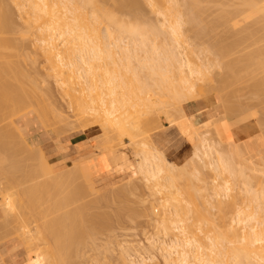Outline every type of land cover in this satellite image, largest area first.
Instances as JSON below:
<instances>
[{
    "label": "bare ground",
    "instance_id": "6f19581e",
    "mask_svg": "<svg viewBox=\"0 0 264 264\" xmlns=\"http://www.w3.org/2000/svg\"><path fill=\"white\" fill-rule=\"evenodd\" d=\"M25 1H27L26 4L23 3L22 1H17L15 5L18 8L19 12L22 14V16L24 15L23 18H25L24 20L27 22V26L30 29H34L35 31V35H36L35 41L38 44L41 50V53L45 55V58H46L45 61L47 60L46 63L49 64L47 68L49 71V74L55 79V83H57L56 85L59 86L60 91L62 90V93L64 96L65 95H67V97L71 95L73 96V94L77 95L78 93L79 96L77 95V99H74L76 100L77 105H74L75 108H73L75 111V116L78 119L85 120L87 124L90 126L91 130L94 126L95 127L102 126L101 128L103 132L92 136L93 138L91 137V139L93 140H91V144L87 145L84 148V151L88 152L89 150L94 148L98 150L99 152H102L103 149H105L108 146L109 147L110 146L123 147L124 146L123 144L125 143V141L123 143V138H125L127 141L132 142L133 144L135 143V146L137 147V153L134 154V156L137 154L136 155L137 156L136 170H137L138 175H140L141 177L145 179L146 185H148L149 186L148 188L151 189L150 190L152 193L151 195L154 196L155 194V196L156 195L159 196L160 207L162 209L160 215H162V219H163V225H162L163 230L165 232H170V233L178 232L174 234V238L169 239L168 241L167 240L150 241L149 247L151 248L141 247L140 250H133V251H136L137 255L139 256L138 258L136 257V259L134 258L137 255H135L134 258L132 259L131 254L130 253L127 254L128 247L122 248L121 246V250L126 256V259L125 257L124 258L121 257L122 264H148L147 260L153 259L152 252L151 253L149 252L150 249L151 251H155V250L160 251L162 254L160 252L159 253L163 256L164 262H166L167 264H192V263L194 264L195 262H196L195 264H198V263L199 264H228L229 261L226 262L227 258H230L231 260H233V262L231 261L232 264H264V184L261 187V189L258 191L253 190L250 187L251 182L245 176V170H244L247 160H248L247 155H246L247 149H246V152L244 151L245 153H242L241 151L243 150L240 151L241 148L239 149V147L237 146L238 143L235 144L234 150H233L234 146L232 145L233 148L232 147L231 148L235 154L233 153L232 155L231 153L229 157L232 156L233 158H237L239 160L238 162L239 165H241V167L239 168L238 166L232 167L231 163L232 162L234 163L235 161H232L231 163H229V161H227L229 157L226 159L223 155V152H221V150L217 148L214 142L209 141L211 140L210 138L208 139L205 137H202V138L199 137L197 135L198 133L196 134V132H198L199 130L197 131L196 129L195 131L194 127L196 125L193 126L194 124L191 123L194 129L193 130L194 134L192 133V136H190V139L189 138L188 139L192 142V150L182 160V162L179 165H177V163H174V161L169 160L166 157L167 155L165 156V154L154 145L151 138H149L150 136L147 135L148 130H149V129L148 130L146 129L148 127L147 124L149 120L147 118L149 117L151 113L153 114L154 111H156V113H158V111L159 113L162 111L161 115L163 113L164 118L165 116H167L166 120L168 121L170 119V123L169 121L168 123L171 124L175 119L173 117L172 118L170 117L174 115L171 114L172 112L169 113L170 109L167 111L163 108V106L168 105L167 107L170 108L171 105L173 106L175 105L176 100L181 99V98H186L188 100L203 99V100H206L207 103H209L211 102L210 101L211 99L209 98L210 99L209 100L208 97L209 96L213 97V94L217 92L219 89L217 88L219 84L216 85L215 87L213 86L211 88H208L209 90L208 89L205 90L201 85L196 84V81L194 79H196L195 75L199 73V70L198 68L195 67L194 61L191 62L192 59H189L186 54L187 52L189 53L190 49L192 48L194 49L193 44H195L196 41L194 42V39H195L194 38L193 39L194 43H191V40L193 37L188 38L190 40V43H188L189 40L188 42L186 41L185 38L189 37V35L186 34V37L184 38L185 32H186L185 27L191 26L189 30L192 29L193 25L194 27H197L195 26L196 22H198L197 20L199 19V18L196 19L197 12L201 10L200 3L202 2V0H146L147 2L146 5L150 7L149 9L152 10V12H154L156 16L159 14V16L161 17V18L159 17L160 23L158 22L157 25L152 23L153 21L150 22V20H148V22L142 21L143 19L146 20V17L144 15L142 16L141 14V16L144 17L142 19V17L139 14V12L143 10V7H142V10H140L142 3L139 0H115V2H113L115 6L119 9L118 11L120 10L124 11L126 12L127 15L131 16L133 20L135 19V22L133 20L130 21V22H134L132 24L130 22H129L130 24L129 23L127 24L126 22H124L125 20L124 21L116 20L114 13H112L110 9L108 10V8L104 6V2L101 3L102 0H25ZM224 1L225 0H223V2ZM258 1L259 0H240V3L245 6L260 7L264 11V7L261 6L258 3ZM140 3H141V6L139 7ZM241 10H244V9H241ZM235 13L236 11H234L233 14L236 15ZM223 15L224 14H222V16ZM238 15L240 16V14ZM262 16L264 17L263 13H262ZM261 19L263 20V18ZM157 20L155 19L156 22ZM246 20L248 21L249 19L246 18ZM102 22L105 24L104 30H102V32L105 33L104 37L108 36V39L109 37H112V38L115 37V42H112L114 43L113 46H115V50L129 53L128 56L124 57L125 60L128 59L129 61L130 59L135 58L139 62V65L137 66H142L143 68L145 67L146 69L148 68L149 70L148 69L147 70L149 72L147 71L146 73L151 74L150 76L152 78V83H145L144 81H141L140 79H138L139 78L137 76L138 71L137 72L132 71V74H131L132 76L129 79V81L128 80L125 81L123 80V78L121 79L122 75L120 76V73L117 72V70L119 71L120 68H118L119 66L117 67L114 66L116 62L113 60L112 61L114 64L112 63V65L114 66V69L116 71L112 70L113 71L112 72L110 70L112 73H110V71L108 73L102 71L103 72L102 73L100 70V66L102 64L99 67L96 66V64L93 61H97V59L102 58L105 52L107 53L108 56L116 52L115 50H114L115 52H113L114 47L112 48L111 42L109 43L104 42L106 38L103 37L101 33V29H99V26L97 25ZM234 24H236V22ZM197 25L198 27L196 29L194 37L197 38L199 36V38L201 37L202 39L203 35L199 33L200 31L198 28L202 26L201 28L203 30L205 23H204V26L199 25L198 23ZM13 29L14 28H13V24H12V20L10 18L9 12L5 8L2 0H0V34H6ZM259 29L260 30L259 31L257 30L256 33L262 32L261 31L262 27H260ZM193 31H194V28H193ZM243 34H245V32ZM159 37L161 39L160 40L161 42H156V40ZM245 37L247 38L248 36L245 35ZM101 38H103L104 41H102ZM2 39H4V37ZM125 39H127V41ZM132 43H134V45L136 46V49L130 47ZM246 43H249V42H246ZM0 45L4 47L11 46L9 45L8 40H2L0 42ZM196 45L198 46L197 42H196ZM14 46L16 47V45ZM247 47H245V49L242 50L243 54H244L243 51L244 50L246 51ZM241 48H242V44H241ZM12 49H16V48L12 47ZM204 49L200 51H204ZM194 50L193 52H191L192 54L197 53L196 52L197 49L195 50V52ZM206 50L209 51L210 49L209 50L206 49ZM121 52H118V53L122 55ZM245 53L246 54H244V56L245 55L250 56L249 57L250 59L246 58L247 60L249 59L248 62L245 59L246 63H249V61H251V59L253 60L254 57H251V54H250L251 52L247 54V51H246ZM261 53H260L261 55H264L263 54L264 50ZM198 54L201 55V53H198ZM210 54L211 53H209V55ZM115 55L113 54V57H115ZM223 55L221 54V59L223 58L222 57ZM108 56H106L105 54V58L106 57L108 58ZM236 56L237 57L240 56L239 52ZM242 56L243 55L241 54V57ZM214 57H217V56H214ZM262 57H263L262 60L259 59L260 62L258 61V59L256 60L257 62H254L255 60H253V64L258 63V64H255V66L253 67L255 68L260 67L259 68L260 70L264 69V56ZM111 59H114V58H111ZM115 59L117 58L115 57ZM225 59H226V56H225ZM236 59L240 60L238 58ZM217 61L219 62L220 59ZM235 61L236 60H234L233 63H235ZM209 62H212V60L211 61L209 60ZM220 62L222 63V61ZM240 62L241 61H239L238 64H240ZM243 62H244V59H243ZM0 64H1L0 65V99H3V101H0V112H1L0 115H2L3 114L2 112H4L6 109L8 110V108H11L14 111L16 109L20 110L22 106H24L26 101L29 98H32L33 96H35L36 93L35 95L31 94L32 97H29V94L25 92L24 88H27V87L26 86L24 87V84H23L24 83L23 79L25 78V75H26L24 71L11 69L12 68L11 65H9V63L7 62L4 65L2 63ZM201 64L205 66V64H203L202 61H201ZM213 64L215 65V61L214 63H212V65ZM251 64L252 62L250 63V65ZM206 65H207V62H206ZM227 65L224 67H227V69L230 68L229 69L230 71L234 69V68L231 69L230 67L231 65L230 66H227ZM126 67H127L126 70L127 69L129 70V68H131V67L128 68V66ZM97 68L100 70L101 74L97 73L99 72ZM171 68L178 69L179 73L181 74L179 76L180 81L178 83H176V81L174 80L175 79L174 75H170L171 73L168 75L169 73L168 70ZM245 68L248 69V67H245ZM251 68H252V65H251ZM107 69L109 70L110 68L107 67L106 70ZM109 73L112 75H110ZM116 73L119 75L117 76ZM26 78L29 79L28 76H26ZM11 79L15 83L11 84ZM32 79L31 81H33ZM8 81H10V83ZM26 81H29V80H26ZM223 81L224 80H222L220 84L223 83ZM29 84H31V82H29ZM260 85L261 84H255L254 85L255 89H259ZM219 86L221 87L223 86V88H225L226 84H221ZM17 87L22 90V94L19 93L20 91L18 89L16 90ZM30 87H31V91H34V89H37L39 87V84L35 83ZM221 87L219 91L221 90ZM226 89L228 88L226 87L225 90L223 89L224 90V94L222 93L223 95L220 94L221 92L219 93L218 91L217 93L218 96L219 95H221L222 97L225 96V92L227 91H228L227 93H229V89L228 90ZM38 93H41V92H38ZM255 93L257 94V91ZM41 94L43 97H46L48 92L44 91ZM50 94L51 93H49L50 97L47 95L48 100H50L49 98H51L52 94L51 95ZM34 99H35V102L36 100H39L36 98ZM220 99L224 101L227 98L220 97ZM46 100L44 104L46 106L50 105V104L47 105ZM28 101H31V99H29ZM228 102L226 101L222 105V107L225 110L224 113H220V110L218 109L217 110L218 116L215 115L216 118L215 116H212V118L210 117L211 119L209 118L208 122L211 120L210 124L207 125V126L211 125L209 129L212 130L213 128V130L215 131L221 128H226V130L228 129L229 131V127L226 124L227 119H224L226 120L224 122L222 118L224 117L226 113H227L226 117L227 116L229 117L230 115H232V114L229 115L230 112L233 113L235 110H238V109H235L236 106L234 105L229 106L230 103ZM28 104L29 105L31 104L39 105L41 104V102L39 104L34 103V102H28ZM262 104L263 103H261L260 106ZM161 105H163L162 110H161ZM39 106H38L39 109L37 112L40 114V117L43 123H45L46 125L53 126L55 131L57 132L59 131L58 134H60L61 132L60 130H62L63 132L61 133L64 134L65 127H68V129L69 127H73L74 125L73 122L68 119L67 115L65 116L64 114H62L61 111L58 110V108L56 109H54L55 107L53 108L54 109L53 114L51 113L52 116L50 117L48 113V109L45 106H43V104ZM52 106H54V104ZM232 107L234 108L232 109ZM230 108L232 111L230 110ZM239 108L242 109L241 107ZM6 115H8V113ZM145 115H148V117L145 118L144 117ZM156 118H157V114H156ZM205 118L207 117L205 116ZM157 121H159L160 123V120H157ZM157 121L155 122L156 123L155 125L159 124L157 123ZM204 121H206V119ZM96 122L98 125L94 124ZM208 122H206V124H208ZM153 123H154V120H153ZM200 123L202 124L205 122L202 121ZM206 124L204 125L202 124V125L205 127ZM60 125L65 126V127L61 129ZM203 126L201 128H203ZM1 127H2V129H0V162L1 164L5 161H6L5 163L8 164V162L12 160L10 159L12 155L13 156L16 154L18 155V153L16 152H19V149H21L20 147L22 146L25 149V151L28 153V155L31 157L28 158L29 156H27L26 160L25 158L21 160L23 158L22 156V158H20V161L24 162L23 164L24 167L27 165V163L32 164V166L28 165V166L34 167L31 173V176H33L32 180L33 181L37 180L36 182H39L41 184L36 185L37 183L35 182L36 183L35 187L32 185V188H28V185H26L25 182H24L25 184H23L19 180L18 181L7 180V182H4L6 185L3 188H0V213L3 216L0 219V240L4 236V234L8 232L11 223H15L17 227V231H18L17 235H19V237L23 240L25 244V248L29 251L30 256L33 258L34 264H73L74 260L72 261V258H71L73 254V250H74L73 248L79 243L80 240H82L81 239L82 235L81 234L80 235L76 234L78 236L74 235L73 234L74 232L72 233V230H74L73 228L70 231V229L68 228V225H66V223L63 221L64 216L63 218H60V219L58 218L59 220L56 219L57 217L56 215H54L55 218L52 216L53 219H56V221L58 220L56 223L54 222V220H52V218L49 219L50 217L48 218L49 220L48 219L46 220L47 217L45 216H49V214L55 213L53 211H51L52 213L49 211L51 206H53L54 204L53 205L51 204V206L49 207V210H48L49 214H46L47 210H44V211L41 210L44 206L43 204H42V208L39 205L38 207L40 208L37 207L38 209L34 212L33 207H32L34 203L32 204L31 202L32 205H30L29 198H31L32 196L36 194V193L34 194L33 191H40V193L41 191L42 193L44 191H50L46 193H51L52 195L50 196L54 197L53 192L51 191L54 190V193L56 194L57 192H55V189H58L56 191H59V188H60V190H62V193H63V191L66 190L65 189L66 187L64 185H68L69 181L73 183V184L69 183L70 186L76 183V185L80 187L79 186L80 184H77V182L79 183L81 182L79 181V179L81 180V176L84 173V169L88 168L87 163L82 162L83 158L80 157L79 161L81 162H79L78 165L71 162V164L68 165L67 167H60V168L52 167L50 163L48 162L44 152L40 148L32 149L27 144L25 145V147L23 144H21V143H24L25 141L18 134L19 132L17 133L13 125L12 126L10 125L12 129V131L10 132H7L3 129V128H6L5 126H1ZM151 129L152 128H150L149 131H151ZM198 129H200V126ZM181 130L183 131V129ZM230 136L232 137V135ZM62 138H63V135L61 134L60 136L58 135L57 142L60 143ZM54 142H56V140H54ZM252 153L254 157L259 158L263 156L262 154L264 153V151H262V149H257V150H252ZM225 156L227 157L226 154ZM20 157H21V153H20ZM18 158L19 157H17V159ZM231 158H229V160ZM12 163L14 162L11 161V164ZM15 164L17 163L15 162ZM233 166H235V164ZM189 167H193V170H189ZM201 167L207 168L208 170L212 171L214 174L213 181H212L213 185L211 183V186H212L211 196L212 197L214 196L213 199L217 197L215 198V200L217 201H218V198L222 199L221 198L222 195L224 197L225 196L228 197L229 196L228 193L232 192L230 190H232L235 187V186L233 187V184H232L235 181L232 182L231 180L233 179L235 180L237 178L238 182H241L243 184V187H241L242 186L241 185L240 186L241 188L239 187H238L239 189L235 188L236 190L241 189L240 193L243 192L244 196L242 197L244 199L242 202L240 201V205L238 206L234 217L231 218L232 223L230 222L231 223L230 225H231L232 234L231 236L229 235L227 240H225L226 238L223 237L222 235L215 233L214 231L215 228L211 220L209 219V213L201 211L202 209L199 210V207L201 205L200 203H197L196 199H198L199 201H203V203L209 202V198H207L208 193H206L207 188L205 187L202 188L201 186H200L201 188L200 187L197 188L195 186L197 188L196 189L194 188L195 184L193 185L194 183L193 178L198 182H201V183L205 182L204 181L205 178L203 179L201 176V170H202L200 169ZM25 169L28 170V167H25L24 170ZM0 171L3 173L4 170L0 169ZM26 173L28 174L27 171L25 172V174ZM227 174L229 177H232L233 179H230L227 176ZM74 175L75 176L78 175L77 176L78 179L75 182L72 181L73 179H76ZM12 178L14 177L12 176ZM82 179H84V177H82ZM191 179H192V182H191ZM31 181H29V183H31ZM238 182L236 181L237 184ZM76 185H74L73 188L74 187L76 188L75 193L77 191V194H78V190L80 191V189H77ZM81 185L83 186V184ZM62 186H64L65 188H63ZM81 189L85 192V189L83 188ZM68 190L64 192L65 197H66V194L70 195ZM83 191L82 193H84ZM31 193H33V195ZM232 193L230 194L232 195ZM234 194H233L234 195L233 200L237 201V198H238L237 191ZM57 195L58 194H56L55 196ZM47 196L49 195L47 194ZM80 196H83V195H79L78 197ZM45 197L46 195L43 198L44 200H45ZM52 197L51 198L49 197L47 199V202L49 200L50 201L49 203H51ZM57 198L58 196L56 197V200L54 198L56 202L52 201L53 203H55V205L58 202V199L60 200L63 199V194H62V198H58V199ZM43 199L41 200L43 201ZM65 200H67V198ZM65 200H62V201H65ZM76 200L78 199L76 198ZM223 203L224 202H222V204ZM38 204L40 203L38 202ZM207 204H210V203H207ZM219 204L220 206L218 208V211L223 213L221 202ZM45 206H49V204L48 205L45 204ZM80 206H82L81 208H85L83 205H80ZM35 207L36 206H34V209ZM57 207L58 205L55 206L54 208L57 209ZM78 208H74L73 211L78 210ZM26 209L30 211L27 212ZM39 209L43 211V213ZM58 210H60V208L55 211H58ZM82 211H83V214L86 212L83 209ZM60 214L62 215V213ZM78 214H80V211ZM83 214H80V216H83L82 218L84 222L85 217ZM35 215L37 217L39 216V218H34V220L32 221L35 224L38 222V220H40V218L44 216L45 220L43 219V222L45 224L43 225L42 223L41 229H39L40 228L39 222L36 224V226L34 225L33 228L27 227V223H26L27 219L32 218ZM74 217L78 218V216L76 215ZM87 217H90V216L88 215ZM77 220H80V219H77ZM96 221H99V220H96ZM58 222L60 224L63 222V224H61V227L63 225L62 229L64 230V232L63 230L62 232H60L61 229H59L60 231L57 232L56 229L58 228L56 227L58 225H56L55 227V224H57ZM81 225H83V223ZM93 226L91 227L95 228L94 231H96V225L93 224ZM193 227H195L200 232L207 230L205 231L206 233L205 243H202L201 240L199 241L198 237H196V235L194 234L195 231L193 230ZM91 230L93 231V229ZM89 233L91 232L89 231ZM184 237L186 238L184 239ZM77 240L79 241L77 242ZM40 241L41 242L44 241L45 244L47 243V245L44 246V247H47L46 249L41 247L42 251H40L41 249L39 250V246H41L39 243ZM80 247H82V244ZM43 250L45 253H43ZM143 254H147V255L143 256ZM128 256H130L131 258ZM127 260H128V263H127ZM22 264H25V260ZM101 264H104L103 261Z\"/></svg>",
    "mask_w": 264,
    "mask_h": 264
},
{
    "label": "rangeland",
    "instance_id": "374dc122",
    "mask_svg": "<svg viewBox=\"0 0 264 264\" xmlns=\"http://www.w3.org/2000/svg\"><path fill=\"white\" fill-rule=\"evenodd\" d=\"M17 1H22L25 4L27 3V1H25V0H2L5 8L9 12V15H10V18L12 20V24H13L14 29L9 31L6 34H0V42L2 40H8L9 45H11L10 47H4V46L0 45V63H2L4 65L7 62V63H9V65H11V67H12L11 69L24 71L26 73L25 78L23 79L24 80L23 84H24V87L26 86L29 89L24 88L25 92H27L29 94V97H32L31 94L35 95V93H36L35 96H33L32 98H29V99H31V101H28L29 99L27 100L28 102H34V103H38V104L41 102V104H39V105L43 104V106H45L48 109V113H49L50 117L53 114V110L58 108V110H60L62 114H64L65 116L66 115L68 116V119L70 121H72L74 125H73V127H69V129H68V127L60 125L61 129L65 127V129H67V130L64 129V131H65L64 134L61 133L63 131L60 130L61 131L60 134L63 135V138H62L61 142L58 143L57 142L58 135L60 136V134H58L59 131L57 132V131H55L53 126L46 125L45 123H43V121L41 120L40 114L37 112L40 106L37 104L36 105L35 104L29 105L28 102L26 101V103L24 104V106H22V108L20 110L16 109L14 111L11 108H8V110L6 109L4 112H2L3 114L0 115L1 116L0 118H2L4 120L0 119V129H2L1 126H5L6 128H3V129L7 132H10V131H12L10 125L11 126L13 125V127L15 128L17 133L19 132L18 134L25 141L24 143H21V144H23L24 147L27 144L32 149L40 148L44 152V154H45L48 162L50 163V165L52 167H55V168L67 167L68 165L71 164V162L78 165L79 162H81V161H79L80 157L83 158L82 162L87 163V159L92 160L95 158H100L101 156H103V153H105V152H113L118 157H121L122 159L125 160L124 162L119 163L118 165L112 166L111 168H109L106 171H102V170H100V168H94L91 166L84 169L83 175L82 174H81L82 176L80 175L81 180L79 179V181H81V182L80 183L77 182V184H80L79 185L80 187H78V185H76V183H74V185L77 186V189H80V191L78 190V194H77V191L75 193L76 188L75 187H74L75 189L73 188L74 185L70 186V184H73V183L71 181H69L68 182L69 186L64 185L66 188L64 186H62L63 188L66 189V190L63 189V190H65V191H63V193H62V190H60V188H59V191H56L58 189H55V192H57L56 194H58L57 195L58 198H62V194H63V199L60 200L57 198L58 202L56 203V205H55V203H53V202H56L55 200L57 197V196H55L56 194L54 193V190L51 191V192H53L54 197L50 196V195H52L51 193H46V192H50V191H44L43 193H42V191H41V193H40V191H33V193L34 194L36 193V194L32 197L30 196L31 198H29L30 199L29 204L32 205L34 203L32 205L34 212L38 208H40V207H38L39 205L42 208V204L44 206L41 210H43V211L47 210V212H48L51 204L52 205L54 204L53 205L54 207L58 205L57 209L60 208V210L55 211L57 209H55L53 206H51V208L49 210L50 212L53 211L56 214L55 213L49 214V212L47 213L45 211L46 214H49V216H45V217H47L46 220L50 217L49 219L52 218V220H54V222L56 223L60 218H63V216H64L63 221L66 223V225H68V228L70 229V231L73 228L74 230H72V233L74 232L73 233L74 235H76V234L82 235V238H81L82 240H80V241L77 240V242L79 241V243L73 248L74 250H73L72 257H71L72 261L74 260L73 264H101L102 261L104 264H122L121 260L124 257L126 259V256L122 252L121 246H122V248L128 247V249H127L128 253L127 254L130 253L132 256V259H133L134 256L137 255L136 251H133V250H140L141 247H144V248L149 247L150 241H157V240H167L168 241L169 239L174 238V234L178 233V232H175V233L171 232L170 233V232H165L163 230V227H162L163 219H162V215H160L162 209L160 207L159 196H157V195L155 196V194H154V196L151 195L152 194L150 191L151 189L148 188L149 187L148 185H146L145 179L143 177H141L140 175H138V173H137V170H136V161H137L136 155L137 154L134 156V154L137 153V147L135 146V143L133 144L132 142L127 141L125 138H123V143L125 141V143L123 144L124 145L123 147H115V146L109 147L108 146L105 149H103L102 152H99L98 150H96L94 148H92L88 152L84 151V148L87 145L91 144V140H93V139H91V137L94 136L95 134H100L103 132L102 128H101L102 126H99V127L94 126L91 130L90 126L87 124V122L85 120L78 119L75 116V111L73 108H75L74 105H77V102L74 99H77L78 93L76 92L77 95L73 94V96L72 95L68 96L69 97V99H68L67 95L64 96L62 93V90L60 91L59 86L56 85L57 83H55V79L49 74V71L47 69L49 64L46 63L47 60L45 61V59H46L45 55H43V53H41V50L35 41V37H36L35 31H34V29H30L27 26V22L24 20L25 18H23L24 15L22 16V14L19 12L18 8L15 5ZM139 1L142 3V6H141V3L139 5V7L141 6L140 10H142V7H143L142 11L139 10L141 12V13L139 12V14H140V16L142 14V16L144 15L146 17V20H145V19H143L144 17L141 16L143 19L142 21L148 22V20H150V22L153 21L152 23L157 25V23L160 21V18H161L159 16V14L156 16L155 13L149 9L150 7L148 5H146L147 4L146 0H143V2L145 1L144 3L142 2V0H139ZM210 1L211 0H209V1L202 0V2L200 3L201 10H199V12H197V18L196 19H198V18L199 19L197 20L198 22H196L195 26L198 27L197 23L199 25L204 26V23H205V26L203 27L204 31L201 28L202 26H200L201 29L198 28L200 32L197 30L200 34L203 35L202 39H201V37L199 38V36L197 38L194 37L197 27H194V25H193L192 29H190V30H189V28H191V26L185 27L186 32H185L184 38L186 37V34L189 35V37L185 38L186 41L188 42V40H189L188 38L193 37L191 40V43H194L195 41L198 43V46L196 45V42H195V44H193L194 49L198 50V51L196 50L197 53L192 54L191 52H193V50H194L192 48L189 50V53L187 52L186 54H187V57L189 59H192L191 62L194 61L195 64L194 63L193 64L199 70V73L195 75L196 79H194L196 81V84L201 85L205 90L208 88H211L213 86L215 87L218 84L219 85L226 84L225 88L227 87L229 89V93H227L228 92L227 91V92H225V96H223V97L221 95L218 96L217 93L221 87L218 85L217 88H219V89L217 92H215L213 94V97L211 96L212 98L209 96L210 93L208 94V96H209L208 99L209 98L211 99V100L209 99L211 101V102L208 101L209 103H207L206 100H203V99L188 100L186 98H181V99L176 100L175 105H174L175 107L173 105H171L169 108V107H167L168 105L167 106L165 105L167 107L166 108L165 106L161 105V110H162V106L167 111L170 109L169 113L172 112L171 114L174 115V116H171L170 118L173 117L175 119L173 121L174 123L172 122L171 124H169L170 119L168 120L169 121V123H168V121L166 120L167 116H165V118H164V114L162 113V115H161V112H162L161 110H160L161 111L160 113L158 111L159 114L156 113V111H154L153 112L154 116L152 113L149 115V117H148V115L144 116L145 118L148 117L147 119H149L148 124H147L148 127L146 126L147 127L146 129L150 130V128H152L151 131L148 130L147 135L150 136V137L149 136L148 137L151 138L154 145L158 149H160L165 154V156L167 155L166 157L169 160L174 161V163H177V165H179L182 162V160L184 159V157L187 154H189L192 150V142L189 139H190V136H192V133L194 130L193 126H195V125H196L194 127L195 131H196V129H197V131L199 130L198 132H196V134L198 133L197 135L201 138L202 137H205L208 139L210 138L211 140H209V141L214 142V144L217 146V148L219 150H221V152H223V155L226 159L229 157V155H231V153L233 155V153H234L233 150L235 149V144L238 143L237 146L239 147V149L241 148L240 151L243 150V151H241L242 153H245L246 149H247L246 155H247L248 160H247V163H246V166L244 169L245 170V176L251 182L250 187L253 190L258 191L261 189V187L264 184V153L262 154L263 155L262 157L256 158L253 156L252 150L262 149V151H264V107H263L264 106V69L260 70L259 69L260 67L259 68L253 67V66H255V64H258V63L253 64V60H255L254 62H257L256 60L258 59V61L260 62L259 59L262 60L263 59L262 56H264V55H261L262 54L261 52L264 50V33H263L264 32L263 31L264 30V26H263L264 25V22H263L264 17L262 16V13L264 14V11L260 7L245 6V5L240 3V0H232V1L231 0H225L224 2L222 0L223 3L221 2V0H212L211 2ZM260 1H262V2H260ZM263 1L264 0H259L258 3L264 7ZM103 2H104V6H106V8H108V10L110 9V11H112V13H114L116 20H121V21L125 20L124 22H126L127 24L133 20V18L131 16L126 14V12L121 11V10L118 11L119 9L113 3V2H115V0H106V1L102 0L101 3H103ZM239 8L244 9V10H241ZM26 9H27V7H26ZM234 11H236L235 14L237 16L233 14ZM241 11H242V13H241ZM219 14H221V15H219ZM222 14H224V15L222 16ZM238 14H240V16ZM207 16H208V18H207ZM220 17H221V19H220ZM157 18H158V20H157ZM246 18H248L249 20L247 21ZM261 18H263V20ZM155 19L157 20V22L155 21ZM242 19H244V20H242ZM133 21L135 22V19ZM234 21L236 22V24H234L235 23ZM249 21H250V23H249ZM134 22H130V23L132 24ZM242 24H243V26H242ZM97 25L99 26V29H101V33L104 37L105 33L102 32V30H104L105 24L102 22V23H99ZM246 25H247V27H246ZM210 27H211V29H210ZM241 27H243V28H241ZM260 27H262V29H261L262 32L256 33L257 30L258 31L260 30L259 29ZM193 28H194V31H193ZM190 31H191V33H190ZM244 32H245V34H243ZM245 35L248 36L247 37L248 39L245 37ZM3 37H4V39H2ZM104 38H106L105 41L103 40V38H101V39H102V41H104L106 43L115 42V37H113V38L109 37V39H108V36H107ZM193 39H194V42H193ZM196 39H198V40H196ZM125 40L127 41V39H125ZM160 40L161 39L159 37L156 40V42H161ZM222 40H223V42H222ZM244 41H245V43L246 42H249V43H246L247 44L246 45L244 43ZM227 42H229V43H227ZM188 43H190V40ZM243 43L245 44V46ZM132 44L130 47L136 49V46L134 45V43H132ZM241 44H242V48H241ZM14 45H16V47ZM113 45H114V43H112L111 46H112V48L114 47L113 52H115L116 51L115 46H113ZM17 46H18V48H17ZM235 46H237V47H235ZM12 47H14L16 49H12ZM245 47H247V50H246L247 54H249L251 52L250 53L251 57H254L253 60L251 59V61H249V63H246V60H247L246 58H249L250 56L249 55H245L246 57L244 56V54H246L245 50L243 51L244 54L242 53V50L245 49ZM203 49H204V51H200ZM206 49H208V50L210 49V50L207 51ZM195 50H194V52H195ZM221 51H223V52H221ZM118 52H121V51H116L115 53H112V55H109V56L107 55L106 52L102 56V54H103L102 53L101 54L102 58H100L101 60L97 59V61H93V62L98 67L102 64L101 65L102 67L100 66L101 72L103 71V72H107V73L110 70L116 71L114 69V66H116V67L119 66L118 68H120V69H119V71L117 70V72L120 73V76L121 75L123 76V77L121 76V79L123 78V80H125V81H127V80L129 81V79L132 76L131 75L132 71H135V72L138 71L137 72V76L139 77L138 79H140L141 81H144L145 83H152V78L150 76L151 74L146 73L149 70L148 68H147L148 69L147 70L145 67L143 68L142 66H137V65H139V62L135 58H132L129 61H128V59L125 60L124 57L128 56L129 53L121 52L122 55H120V53H118ZM208 52L211 54L209 55ZM238 52H239L240 56L237 57L236 55L238 54ZM198 53H201V55H199ZM215 53L216 54L220 53V54H218L219 55L218 56ZM105 54H106V56H108V58L107 57L105 58ZM113 54L114 55L119 54L120 56L115 55V57L117 58V59H115V57H113ZM194 54L195 55L197 54V55L195 56ZM221 54L222 55L224 54L222 56L223 57L222 59H221ZM241 54L243 55L242 56L243 58L241 57ZM207 55H208V57L210 56L211 59H210V57L208 59ZM110 56H112V57H110ZM214 56H217V57H214ZM225 56H226V59H225ZM109 57H110V59L114 58L115 60L114 59L110 60ZM212 58L215 61V65L214 64L212 65V63H214ZM216 58H218V59H216ZM236 58H238L240 60H237ZM201 59H203V60H201ZM219 59H220V61H222L223 64L220 61H219L220 62V64H219V62L217 61ZM233 59L236 60L235 63H233L234 62ZM243 59H244L245 63L243 62ZM112 60L116 62L115 63L116 65L113 63ZM204 60H206V61H204ZM209 60L210 61L212 60V62H209ZM248 60H247V62H248ZM101 61H102V63H101ZM201 61L203 64H205V66L201 64ZM239 61H241L240 64H238ZM206 62H207V65H209V66L206 65ZM251 62H252V64H251L252 68L250 65ZM112 63L114 64V66L112 65ZM227 64H229V65H227ZM243 64L246 66H244ZM247 64H248V66H247ZM104 65H106V66H104ZM226 65L227 66L231 65L230 66L231 69L232 68H234V69H232L230 71L229 67H228L229 69H227V67H224ZM126 66H128V68L129 67H131V68H129V70L128 69L126 70V68H127ZM105 67L106 68L108 67L110 69L109 70L107 69L108 70L107 71ZM138 67H140V68H138ZM245 67H248V69H246ZM104 68H105V70H104ZM97 70L99 71L97 73L101 74L100 70L98 68H97ZM111 71H110V73L113 72V71L112 72ZM168 71H169L168 75L170 73H171L170 75H174V77H175L174 80L176 81V83H178L180 81L179 76L181 75L179 73L178 69L171 68ZM110 75H112V74H110ZM113 75H114V73H113ZM116 75L118 76L119 74L116 73ZM234 75H236V76H234ZM26 76H28L29 79H27ZM145 76H147V77H145ZM31 79L33 81H31ZM26 80H29V81H26ZM35 80H36V82H35ZM222 80H224V81H223V83L220 84V82ZM8 82L10 83V81H8ZM29 82H31V84H29ZM34 82L39 84V87H38L39 89L37 88V89H34V91H31L30 86L35 84ZM226 82H228V83H226ZM13 83H15V82H13V80L11 79V84H13ZM227 84H228V86H227ZM255 84H261L260 88H259L260 90L255 89V86H254ZM11 86H13V85H11ZM222 88H223V86L221 87L222 91L221 90L219 91V93L221 92L220 94H222V93L224 94L225 88H223L224 90ZM17 89L20 91V92L19 91L18 92L22 94V90L19 89L18 87L16 88V90ZM228 89H226V90H228ZM44 91L48 92V94H47L48 96H49V93L52 94V95L50 94L51 98H49L52 102L50 100H48L47 95H46V97L42 96L41 93H43ZM256 91H257V94L255 93ZM38 92H41V93H38ZM220 97L221 98L225 97L227 99L223 101L220 99ZM34 98L39 99V100H36V102H35ZM44 98H45V100L47 98V100H46L47 105L48 104H50V105L46 106L44 104V102H45ZM228 98L230 101L228 100ZM0 101H3V99H0ZM221 101H222V103H221ZM226 101L227 102L229 101L228 102V103H230L229 106L234 105V106H236L235 109H238V110H235L233 113H231V112L229 113V115L232 114L233 116L230 115L229 117L228 116L226 117V114H227L226 113L224 115V117L222 118L224 122L226 121L224 119H227L226 124L229 127V131H228V129L226 130V128H221V129L215 130V131L213 130L212 127H211L212 130L209 129L211 126V125L207 126L210 124V121H211L210 120L208 122L209 118L210 117L212 118V116H215V115L218 116L217 115L218 109L220 110V113H224L225 110L222 107V105ZM197 102H205L207 105H211L212 107L210 109H204L203 110L205 113H203L204 116L202 117V119L201 118H195L193 120V114H194L193 106H195V104ZM51 103H53L54 106H52L53 104H51ZM228 103H227V105H228ZM261 103H263V104L260 106ZM239 107H241L242 109H240ZM233 108L234 107H232V109ZM230 110H231V108H230ZM6 111H7L8 115H6L7 114ZM155 113L157 114V118H156ZM0 114H1V112H0ZM205 116L207 118H205ZM216 116H215V118H216ZM205 119H206V121H204ZM153 120H154V123H153ZM157 120H160V123ZM156 121H157V123H159L158 125H155ZM202 121L205 122V123H202L203 125L206 124V122H208V124H206L207 128H206V126L204 127L200 123ZM191 123L194 125L192 126ZM198 123L201 125H199ZM94 124H97V122ZM199 126H200V129H198ZM202 126H203V128H201ZM29 128H31V129H29ZM181 129H183V131ZM229 134L232 135V137ZM69 139L73 140V141H80L79 145H81L80 146L81 152L79 154L71 157V158H62L57 154V151H56L57 146L59 144L65 142V141L69 140ZM54 140H56V142H54ZM232 140H233V142H232ZM128 142H130L131 145ZM230 144H231V146H230ZM232 145L234 146V148ZM231 147L233 148V150ZM20 148L21 149H19V152H16V153H18V155L16 154L17 157H19L18 159H17L16 155H14L15 157L12 155L14 153L13 152L11 154L12 157L10 156L11 157L10 159H12V160H10L8 162L9 165L7 163H5L6 161L3 162L2 164L0 162V164H1L0 167L2 166L0 169L4 170L3 173L0 171V188H3L6 185L4 182H7V180H9V181H18L19 180L23 184L26 183V185H28V188H32V185L35 187L36 185L41 184L39 182H36L37 180L36 181L32 180L33 176H31V173H32V169H34V167H31L32 166L31 163H29V164L27 163V165L25 164L26 165L25 167H28V170H26V169L24 170V168H25L23 166L24 162L20 161V158H22V156H23V158L21 160H23L24 158L26 160V157L29 155L22 146ZM242 148H244V149H242ZM20 153H21V157H20ZM225 154L227 155V157L225 156ZM30 157L31 156H29L28 158H30ZM231 157H229V158H231ZM229 158L227 159V161H229V163H231L232 161H235L234 163L233 162L231 163L232 167H237V166H238V168L241 167V165H239V163H238L239 160L237 158L232 157L230 160H229ZM50 159H51V161H50ZM11 161L14 162V163H12L13 165L11 164ZM17 161H19V162H17ZM15 162L17 164H15ZM29 162H31V161H29ZM88 163H90V162H88ZM232 164L233 165L235 164V166H233ZM28 165H31V166H28ZM29 167H31V168H29ZM200 169H202L201 170V176L203 179L205 178L204 181L206 183L202 182L203 183L202 184L201 182H198L193 178V182H194L193 185L195 184L194 188H196V187L199 188L200 186L202 188H204V187L207 188L206 193H208L207 198H209V202L203 203V201H199L198 199H196L197 203H200V205H201L199 207V210L202 209L201 211L209 213V219L211 220V222L215 228V230H214L215 233L222 235L223 237L226 238L225 240H227L229 235L231 236V234H232L231 225H230L232 223L231 218L234 217L235 212H236L238 206L240 205V201L242 202L244 199L242 197V196H244L243 192H241L242 194L240 193L241 189L240 190H236V189L243 187V184L241 182H238L237 178L234 180L232 177H229L227 174V176L230 179H233V180H231L232 182L235 181L232 183L233 187L234 186L235 187L232 190H230L233 193L230 192V193H232V195L230 193H228L229 194L228 197H226V196L224 197L222 195L221 196L222 199L218 198V201H217V200H215V198H217V197H215L213 199L214 196L213 197L211 196V193H212L211 183H212L213 177H214L213 172L208 170L207 168H203V167H201ZM29 170H31V171H29ZM189 170H193V167H189ZM26 171L28 172V174L27 173L25 174ZM21 174H22V176H21ZM12 176L14 178H12ZM74 176H73V178H74ZM77 176L78 175H76L75 176L76 179H73L72 181H74V182L77 181V179H78ZM80 176H79V178H80ZM82 177H84V179H82ZM225 177H226V175H225ZM226 179H227V177H226ZM29 181H31V183H29ZM236 181L238 182V184L236 183ZM191 182H192V179H191ZM196 182L198 185L196 184ZM81 184H83V186ZM212 185H213V183H212ZM81 188L85 189V192ZM72 189H74V190H72ZM67 190L70 193V195L71 194L72 195L70 196V195L66 194V197H65L64 192H66ZM193 190H195V189H193ZM82 191L84 193H82ZM236 191L238 194L237 195V197H238L237 201L233 200L234 195H235L234 193ZM79 192H81V193H79ZM33 193H31V194L33 195ZM60 193H62V194H60ZM47 194L49 196H47ZM45 195H46V197L44 200L43 198ZM60 195H61V197H60ZM79 195H83V196L78 197ZM36 197H37V199H36ZM49 197L50 198L52 197L53 202L51 201V203H49L50 202L49 200L47 202V199ZM73 197H74L75 201H74ZM157 197H158V199H157ZM54 198H55V200H54ZM64 198L65 199L67 198V200H65ZM76 198L78 200H76ZM41 199H43V201ZM40 200L42 201V203ZM62 200H65V201H62ZM31 202H32V204H31ZM38 202L40 204H38ZM69 202H70V204H69ZM218 202L219 203L221 202V206L223 208V213L218 211V208L220 206V204ZM222 202H224V203L222 204ZM65 203H67V204H65ZM207 203H210V204H207ZM45 204L46 205L49 204V206H45ZM225 204H226V206H225ZM80 205H83L85 208H81L82 206H80ZM34 206H36L35 209H34ZM69 207H71V208H69ZM72 207H73V209H72ZM74 208H78V210L80 211V214H83L82 209L84 211H86L83 214L84 217L86 218V219L84 218V222H83V218H82L83 216H80V214H78L79 213L78 210L73 211ZM28 211H30V210H27V212ZM43 211H41V212L43 213ZM72 212H74V213H72ZM60 213H62V215ZM67 213H69V214H67ZM87 214L90 217H87L88 216ZM54 215L57 216L56 219L59 218L57 221H56V219H53ZM73 215L78 216V218L74 217ZM2 217L3 216L0 213V219ZM26 217H27V215H26ZM34 218H39V216L37 217L35 215L34 217L27 219V222H26L27 227L33 228L34 225L36 226V224L39 222V224H40L39 229H41L42 223H43V225L45 224L43 222L44 216L42 218H40V220H38V222L36 224L34 222H32L34 220ZM73 218H75V219H73ZM76 218L80 219V220H77ZM81 218H82V220H81ZM94 218H96V219H94ZM96 220H99V221H96ZM93 221L94 222L96 221L97 224H96V222L94 223ZM59 222L57 224H55V227H56V225H58L56 227V228H58V229H56L57 232L60 231L59 229H61L60 232H62L63 225L61 227V224H63V222L61 224ZM82 223H83V225H81ZM93 224L96 225V231L97 232L94 231L95 228H93L94 227ZM90 225L93 227H91ZM90 227H91V229H93V231L90 229ZM88 230L91 233H89ZM193 230L195 231L194 234L196 235V237H198L199 241L201 240L202 243H205L206 242L205 231H207V230L200 232L195 227H193ZM63 232H64V230H63ZM17 233H18V231H17V227H16L15 223H11L8 232L5 233L6 235L4 234V236L0 240V264H22L24 262V260H25V264H34L33 258L30 256L29 251L25 248V244H24L23 240L19 237V235H17ZM92 233H93V235H92ZM76 236H78V235H76ZM185 238L186 237H184V239ZM39 243L41 245V246H39V250L41 249L40 251H42V248H44V249L47 248V247H44L45 245H47V243L45 244L44 241L43 242L40 241ZM81 244H82V247L84 245L85 246L82 248V247H80ZM149 248H151V247H149ZM149 252L150 253L152 252L153 259L147 260L148 264H167L166 262H164V258L161 255L162 253L160 251H158V250L151 251V249H150ZM43 253H45L44 250H43ZM78 255H80V256H78ZM144 255H147V254H143V256ZM128 257H130V256H128ZM136 257L138 258L139 256L138 255L135 256L134 259H136ZM226 260H227L226 262H228V261L230 262V263L228 262V264H232V262H233V260H231L230 258H227ZM127 263H128V260H127Z\"/></svg>",
    "mask_w": 264,
    "mask_h": 264
},
{
    "label": "crops",
    "instance_id": "0c3cea01",
    "mask_svg": "<svg viewBox=\"0 0 264 264\" xmlns=\"http://www.w3.org/2000/svg\"><path fill=\"white\" fill-rule=\"evenodd\" d=\"M211 107H212L211 105H207L205 102H197L195 106H193L194 108L193 120L195 118L202 119V117L204 116L203 113H205L203 110L210 109ZM79 144H80V141H73L69 139L57 146V149H56L57 154L59 156L61 155L60 157L62 158H71L81 152V149H80L81 145ZM124 161H125L124 159H122L121 157H118L113 152H105L103 153V156H101L100 158H95L92 160L87 159V164H88V167L91 166L94 168H100V170L102 171H106L112 166L118 165L119 163H122Z\"/></svg>",
    "mask_w": 264,
    "mask_h": 264
}]
</instances>
